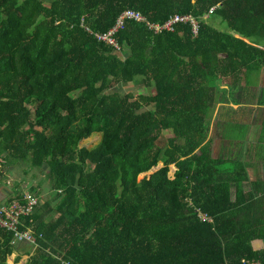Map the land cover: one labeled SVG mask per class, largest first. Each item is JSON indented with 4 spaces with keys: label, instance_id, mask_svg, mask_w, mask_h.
<instances>
[{
    "label": "trees",
    "instance_id": "16d2710c",
    "mask_svg": "<svg viewBox=\"0 0 264 264\" xmlns=\"http://www.w3.org/2000/svg\"><path fill=\"white\" fill-rule=\"evenodd\" d=\"M125 10L145 20L123 22L117 49L96 34ZM174 15L197 33L149 26ZM262 68L264 0H0V182L46 166L51 192L19 218L26 264H264V186L243 191L244 165L213 157L209 135L227 104L264 106L226 102ZM136 78L151 92L110 90ZM19 244L0 227V264Z\"/></svg>",
    "mask_w": 264,
    "mask_h": 264
},
{
    "label": "rangeland",
    "instance_id": "374dc122",
    "mask_svg": "<svg viewBox=\"0 0 264 264\" xmlns=\"http://www.w3.org/2000/svg\"><path fill=\"white\" fill-rule=\"evenodd\" d=\"M45 4H50L51 0H43ZM207 22L211 23L214 27H218V20H215L213 17L212 18H207ZM129 51L128 47H123L122 51L120 52L119 55L125 56V52ZM255 86H252L253 83H250L251 87L249 88H238L236 92H234L233 96H235V99L238 101L233 100V98H230V95L226 99V102H232V103H241V102H254L253 96L256 94V96H259L258 94L264 95V68L259 72L258 77L256 80H253ZM112 91L118 92L120 95H124L125 93L133 92L135 95L139 94H147L151 92L152 88L146 87L142 78H136L133 82H123V83H118L114 84L111 89ZM220 101H225L223 99V96L220 95ZM227 106H230V104H227ZM227 106L221 108L219 110V117L217 120L213 121L210 125V137L212 138V155L214 157H224V158H233V153H226V137L229 136V139H241L243 135L246 133L247 129L250 128V124H253V126L257 129H260L261 127L264 128V106H253L254 109H247L245 107H241L240 109L232 111L227 108ZM239 106H244V105H239ZM148 109H152V106H150ZM251 110V111H250ZM259 131V130H258ZM165 136H168V133H164ZM247 139H251V137H247ZM99 136L95 138H88L86 140H83L80 142V146H85L87 148H92L95 146V144L98 142ZM253 142H255L256 138L252 139ZM251 141V140H250ZM254 143H252L253 146ZM242 143H238V146L241 147ZM248 146V145H247ZM247 146L245 147L246 152L247 150L249 151V147L247 149ZM254 146H258L257 143H255ZM254 152V149L252 150ZM227 154V155H226ZM158 166H161L159 164ZM173 165L170 166V170L168 173L169 177L173 176ZM11 169H15L11 167ZM10 169L9 172H7V177L4 180V184L7 182V186H11L12 182L14 180H18L19 182H25L27 189L23 191V193L30 192V189L33 188L35 193L39 195L40 199V204L43 205L44 202H48V200H51V192L49 190V184L46 181V174L48 172V168L46 166L42 167L40 170H35L33 171V174H35V177L28 178L27 180L23 181L21 180V174L20 172L12 171ZM17 170V169H16ZM153 169L150 171L153 173ZM149 172V173H150ZM148 173V174H149ZM32 179V180H31ZM247 179H245L244 182H246ZM18 182V183H19ZM18 183H13V185L19 186ZM5 186V185H4ZM58 214H55L53 216L56 217ZM24 242H21V244L17 245L16 248L18 250V253H21V255L18 257L17 262L13 261V257L17 254L16 252H12L10 255H8L6 261L10 258V261L12 264H26V261L28 259V255L24 253L28 248L30 249L31 246L27 244H23ZM16 253V254H15ZM8 263V261H7ZM9 264V263H8Z\"/></svg>",
    "mask_w": 264,
    "mask_h": 264
},
{
    "label": "built area",
    "instance_id": "2783aa9c",
    "mask_svg": "<svg viewBox=\"0 0 264 264\" xmlns=\"http://www.w3.org/2000/svg\"><path fill=\"white\" fill-rule=\"evenodd\" d=\"M215 7L210 8L208 11V15L213 13V9ZM137 20V21H144L145 19L139 14V12L133 10H125L120 14L118 17L115 25L113 28H110L106 33L101 34L97 33L96 36L98 39L106 40L107 42L113 44L117 49L119 47L112 39V34L123 25L125 20ZM189 21L192 25V32L193 34L197 33L198 24L197 21L189 16V15H174L171 16L167 21L162 23L161 25L158 24H149L154 30L159 31L161 29H168L172 30L173 25L178 22H186ZM7 184V182H6ZM40 204L39 196L31 193L26 192L21 194L20 198H11L8 200L6 204L0 206V227H3L12 232V241L16 242H28L35 244V234L34 230L27 226L24 229H18L19 225V218L21 216H26L32 213V211ZM202 219H205L204 216H201ZM241 262L243 264H260L259 260L257 259H245L242 258ZM7 263V261H6Z\"/></svg>",
    "mask_w": 264,
    "mask_h": 264
},
{
    "label": "crops",
    "instance_id": "0c3cea01",
    "mask_svg": "<svg viewBox=\"0 0 264 264\" xmlns=\"http://www.w3.org/2000/svg\"><path fill=\"white\" fill-rule=\"evenodd\" d=\"M250 107H253V106H250ZM232 108L235 109L236 106L232 105ZM248 124L250 125V128L247 129L246 133L243 135V137L240 140H237L236 138L229 139L230 138L229 136L226 137L227 146L225 150L226 153H233V156H234L233 159L235 158L239 159L240 162L245 167L247 181L242 182V188H243V191L245 192L250 191L252 189L251 188L252 183L254 182H258L260 188L264 186L263 185L264 184V129L261 127L260 129H257L256 131V128L253 126V124H250V122H248ZM247 137L249 138L251 137V139H247ZM253 138H256L255 142H253L252 140ZM238 143L240 144L242 143L241 147L238 146ZM252 143H254L253 146H252ZM255 143H257L258 146H254ZM246 146H247V149L249 147V151L247 150L246 152H244V150H246L245 149ZM253 149H254V152H252ZM211 150H212V147H211ZM6 178H8L7 173L4 174V177L2 181L0 182V206H3L4 204H6L8 200H10L11 198H14V194L17 191V189L18 191H20L18 195L19 196L18 198H20L21 194H23V191L28 188L26 187L25 182H19L18 180H14L11 186H7V184H4V180ZM5 182H8V181L6 180ZM13 183L15 184L18 183L19 186L15 184L13 185ZM233 191H234V188H233ZM252 247L254 249L263 250L264 249V239H258V240L252 241ZM17 260H15V257H13V261L17 262Z\"/></svg>",
    "mask_w": 264,
    "mask_h": 264
},
{
    "label": "water",
    "instance_id": "95a60500",
    "mask_svg": "<svg viewBox=\"0 0 264 264\" xmlns=\"http://www.w3.org/2000/svg\"><path fill=\"white\" fill-rule=\"evenodd\" d=\"M172 168H173V172H174V171H175V167L173 166ZM156 169H157V168H156Z\"/></svg>",
    "mask_w": 264,
    "mask_h": 264
}]
</instances>
